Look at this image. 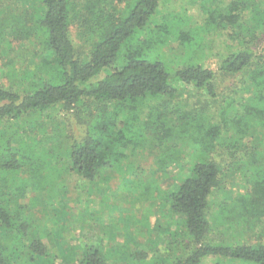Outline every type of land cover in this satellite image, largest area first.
I'll use <instances>...</instances> for the list:
<instances>
[{
  "label": "trees",
  "instance_id": "trees-1",
  "mask_svg": "<svg viewBox=\"0 0 264 264\" xmlns=\"http://www.w3.org/2000/svg\"><path fill=\"white\" fill-rule=\"evenodd\" d=\"M163 1L0 0V46L11 25L17 37L13 41H26L38 58L31 76L36 73L40 79L21 92L0 84V124L23 120L21 131L31 134L29 142H19L14 150L11 142L20 136L19 128L0 131V234L9 232L11 237L25 208L18 200L28 191L50 195V200L63 188H55L48 176L61 160L79 180L91 184L105 170L122 169L141 149L154 152L160 174L167 175L173 164L185 158L189 174L165 196L171 215L182 221L169 233L170 249L158 258L141 254L139 262L200 264L204 257H221L264 264V242L237 241L242 235H257L264 227V0H205L204 24L198 32L177 31L175 40L185 54L181 66L162 55L172 26L167 18L156 21ZM6 2L15 7L13 11H1ZM71 26L78 28L86 53L75 48ZM207 33H222L229 40L215 71L203 61L202 34ZM236 78L240 88L226 86L228 98L219 102L220 82ZM189 88L206 93L218 106L191 107L181 98ZM61 111L77 121L79 136L70 126L65 128V122L57 123ZM45 120L59 139L51 149L40 147L37 152L38 134L47 133ZM183 141L188 156L178 147ZM223 157L229 161L226 166ZM21 171L26 181L15 183L10 194L7 178ZM237 172L248 189L221 204L228 209L224 230L235 229L237 234L214 243L208 238L214 230L207 220L209 200L223 190L228 173ZM11 235L14 240L22 236ZM24 248L28 264L36 260L56 264L39 238L29 239ZM77 249L80 254L70 251L66 264H108V254L100 245ZM10 253L0 246V264L21 254Z\"/></svg>",
  "mask_w": 264,
  "mask_h": 264
},
{
  "label": "rangeland",
  "instance_id": "rangeland-1",
  "mask_svg": "<svg viewBox=\"0 0 264 264\" xmlns=\"http://www.w3.org/2000/svg\"><path fill=\"white\" fill-rule=\"evenodd\" d=\"M204 3L205 0H164L162 5H159L156 21L163 22L164 18H167L172 25L168 43L161 48L162 55L168 62L181 66L185 54L175 40L177 31L190 29L194 33L198 32L196 29L204 24L205 14L202 8ZM14 8L6 2L1 7V11H13ZM18 22L22 24L20 19ZM10 27L11 25L3 33V42L0 46V84L4 87L20 89L21 92L24 88H29L31 82L38 83L40 80L36 73L31 76L33 64L38 62V58L33 56L26 41H13L12 38L17 37L13 36ZM202 36V44L205 45L204 65L215 71L221 56L227 52L229 40L222 33H207ZM70 38L76 49L86 53L87 47L78 36V28L75 26L70 28ZM103 75L104 72L97 79ZM238 81L236 78L220 82L217 97L219 102L228 98L226 95L230 90L226 86L240 88ZM185 91L189 92H183L181 98L196 110L206 103L210 105L209 107H216L219 104L218 101L212 104L213 99L202 91H194L192 88ZM242 96L247 95L242 94ZM56 115H59L56 116L57 123L65 122V128L70 126L74 136L81 134L76 127L77 121L72 116L64 111ZM44 122L48 125L47 133L38 134L37 152H40V147L51 149L59 139L56 133L51 132L49 120ZM23 124V120H10L0 124V131H6V133L16 130V126L19 128L20 136L13 138L11 142L14 150L18 149L19 142L23 140L29 142L28 138L31 134L29 130L21 131ZM178 147L183 150L184 155L188 156L190 150L184 141L178 143ZM153 155L154 152L148 153L147 150L140 149L124 162L122 169L105 170L97 181L91 184L79 180L61 160L57 169L49 171L48 176L51 184H55V188H60V185L63 188L59 189L60 191L58 190L59 192L57 191L58 193L54 194L50 200V195L28 191L24 199L18 200L25 208L15 220V229L9 234L11 237V233L22 236L14 240L8 237L9 232L0 234V246L6 253H10V250L21 252L18 257L14 255L10 257L8 264L29 263L24 247L32 238L40 239L48 253L54 256L56 264L69 263L66 258L68 253L76 250L75 252L80 254L77 248L83 245H100L108 254V264H142L139 262L141 254H144L146 259L158 258L165 254L168 248L170 249L169 233L177 229V225L182 222L179 217L171 215L165 196L175 191L181 179L189 174V164L185 158L184 161L173 164L168 169L167 175H162L156 171ZM6 160L12 159L6 158ZM228 162L224 157L221 160L224 166ZM26 176L25 171L17 175L15 172L10 173L7 178V183L12 186L9 188L10 194L15 190V183L20 186L19 181H26ZM223 182V190L216 192L209 200L210 207L207 211L208 223L214 229L208 238L214 243L230 239L232 235L237 234L235 229L224 230L228 222L223 219L228 209L221 204L230 203L237 193L248 189L240 172L231 175L228 173ZM9 208L13 209L11 203ZM259 228L257 233L263 232L261 237L258 234H247L242 235L243 237L239 236L237 241L248 244L264 242V227ZM223 231L224 235H220ZM35 263L41 262L36 260ZM200 264L244 263L221 257H204Z\"/></svg>",
  "mask_w": 264,
  "mask_h": 264
}]
</instances>
